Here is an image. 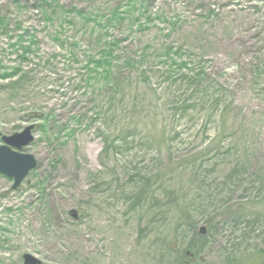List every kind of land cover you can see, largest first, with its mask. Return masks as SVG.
Masks as SVG:
<instances>
[{
	"label": "rangeland",
	"instance_id": "rangeland-1",
	"mask_svg": "<svg viewBox=\"0 0 264 264\" xmlns=\"http://www.w3.org/2000/svg\"><path fill=\"white\" fill-rule=\"evenodd\" d=\"M34 2L0 0L39 43L25 85L0 80V132L40 124L37 168L19 190L0 174V264H180L187 248L205 264L260 260L264 0H57L52 21ZM75 9L122 14L103 38L119 42L109 80L86 68L99 30ZM19 33H0V73L21 64Z\"/></svg>",
	"mask_w": 264,
	"mask_h": 264
},
{
	"label": "trees",
	"instance_id": "trees-1",
	"mask_svg": "<svg viewBox=\"0 0 264 264\" xmlns=\"http://www.w3.org/2000/svg\"><path fill=\"white\" fill-rule=\"evenodd\" d=\"M34 1L35 2L33 3L32 7L35 10L40 11V13L43 14L44 17L49 21H52L56 16L60 17L64 9V7H61V9L58 8L57 0H34ZM141 2L144 3L145 0H141ZM143 10L149 13L148 7L146 6L145 8V5L143 7ZM75 11L77 12V16H75L74 19L79 18L80 21H82L84 27H88L91 23H94V26L92 28V33L95 34L96 27L99 30L97 39L100 45V48H99L100 52L98 54H100L101 56L99 59L90 57L88 64H86V68L90 69L91 71L93 70L95 72H97L99 68L103 69L104 70V72L102 73L103 78L105 80H109L112 75V69L116 66L115 63L119 61V57L115 55V49L119 45V42L117 40L103 42V38L104 36L107 35L108 28L110 26L113 27L115 22H118L120 21V19H122V14L117 9L114 10L110 14L111 17H101V16H96V15L86 14V12L82 9L81 10L75 9ZM67 13H73V12L68 11ZM210 14H212V12ZM150 21H152V18L149 16L147 19V22H150ZM65 22L68 24L74 23L73 21H70V20H65ZM174 24L176 23H173V25ZM100 29L105 30V32H102ZM31 31L33 30L31 29L24 30L22 28V23L20 21H18L17 19L11 18L8 15H4L0 11V33L1 32L3 34L6 33L10 38H13V34L11 33L15 34L17 32H20L18 34L17 40L15 42H10L9 46L13 52L18 54L17 61H21V64L18 65L17 67H13V69L10 71L0 73V80H4V81L13 80L12 83L3 85L4 89H10L11 92L14 89H16L17 86L25 85L27 81H29L30 79V70L23 68V63L31 62L30 55L36 54L37 49H36V52H34L33 49L36 48L37 45H39V43L37 42L36 34L34 32L35 30L33 31V33ZM59 35H62V34L59 33ZM60 37H58L57 41H59V43L62 46H65L67 40L64 41ZM76 45L77 43L74 42L71 45V50L72 48H76ZM167 54H169V50H167ZM142 61H144V59ZM126 63L129 66L136 67L137 61L134 59H130ZM90 65H95V68L92 69ZM183 65H186V62H184ZM198 235H200L199 232H198ZM198 253L199 251H197V254Z\"/></svg>",
	"mask_w": 264,
	"mask_h": 264
},
{
	"label": "water",
	"instance_id": "water-1",
	"mask_svg": "<svg viewBox=\"0 0 264 264\" xmlns=\"http://www.w3.org/2000/svg\"><path fill=\"white\" fill-rule=\"evenodd\" d=\"M40 124H31L20 132L11 135H3L0 144V174L14 179L12 189H18L23 180L28 176L30 171L38 165L36 157L28 152V147L35 139V133L39 129ZM1 135V132H0ZM75 218L77 211L72 210ZM200 234H207V227L202 225L199 230ZM24 264H43V261L31 253L23 255Z\"/></svg>",
	"mask_w": 264,
	"mask_h": 264
},
{
	"label": "flooded vegetation",
	"instance_id": "flooded-vegetation-1",
	"mask_svg": "<svg viewBox=\"0 0 264 264\" xmlns=\"http://www.w3.org/2000/svg\"><path fill=\"white\" fill-rule=\"evenodd\" d=\"M174 250L175 252H177V248H174ZM182 256L183 255L178 256L180 257V260H179L180 264H205L204 257L202 255H198L197 251H193V249H190V248L185 249L183 259H182ZM261 261L264 264V255L260 256V260L253 261L252 264H260Z\"/></svg>",
	"mask_w": 264,
	"mask_h": 264
}]
</instances>
